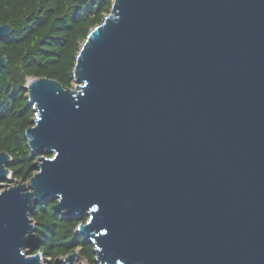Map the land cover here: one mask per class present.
<instances>
[{
  "label": "water",
  "instance_id": "water-1",
  "mask_svg": "<svg viewBox=\"0 0 264 264\" xmlns=\"http://www.w3.org/2000/svg\"><path fill=\"white\" fill-rule=\"evenodd\" d=\"M74 81H27L25 134L52 156L0 191V264H45L27 250L48 199L88 215L100 264H264V0H113Z\"/></svg>",
  "mask_w": 264,
  "mask_h": 264
},
{
  "label": "trees",
  "instance_id": "trees-1",
  "mask_svg": "<svg viewBox=\"0 0 264 264\" xmlns=\"http://www.w3.org/2000/svg\"><path fill=\"white\" fill-rule=\"evenodd\" d=\"M113 0H0V23H10L13 33L0 40V55L7 66L0 69V150L12 162L8 179L27 182L37 171L35 162L44 151L29 146L26 129L34 124L35 111L29 104L27 81L47 76L64 86L74 83L77 54L89 31L110 12ZM57 200L38 202L32 215L36 243L32 254L42 252L55 261L79 250L94 264V244L77 232L89 219L87 214L65 216L55 208Z\"/></svg>",
  "mask_w": 264,
  "mask_h": 264
},
{
  "label": "rangeland",
  "instance_id": "rangeland-1",
  "mask_svg": "<svg viewBox=\"0 0 264 264\" xmlns=\"http://www.w3.org/2000/svg\"><path fill=\"white\" fill-rule=\"evenodd\" d=\"M74 83H75V81H74ZM73 83V84H74ZM19 183V181H17V180H10V181H2L1 182V184H3V185H1L0 186V191H2L3 189H5V188H7V187H10V186H14V185H16V184H18ZM27 184L29 183V181H27L26 182ZM6 185V186H5ZM30 248L31 247H29V249L27 250V252L28 253H30L31 251H30ZM79 251V250H78ZM44 258H45V264H62V262L60 261V259L61 258H63L62 256L61 257H58L55 261H53L50 257H45L44 256ZM58 260V262H56ZM85 263V264H92V263H90L86 258H84L83 256H82V254L80 253V251H79V257L77 258V261H76V263L77 264H80V263ZM94 264H100L99 262H95Z\"/></svg>",
  "mask_w": 264,
  "mask_h": 264
}]
</instances>
